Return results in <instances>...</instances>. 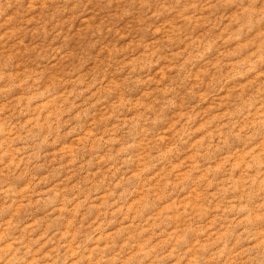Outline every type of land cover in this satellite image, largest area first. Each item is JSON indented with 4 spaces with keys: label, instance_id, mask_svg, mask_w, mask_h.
<instances>
[{
    "label": "rangeland",
    "instance_id": "rangeland-1",
    "mask_svg": "<svg viewBox=\"0 0 264 264\" xmlns=\"http://www.w3.org/2000/svg\"><path fill=\"white\" fill-rule=\"evenodd\" d=\"M0 264H264V0H0Z\"/></svg>",
    "mask_w": 264,
    "mask_h": 264
}]
</instances>
